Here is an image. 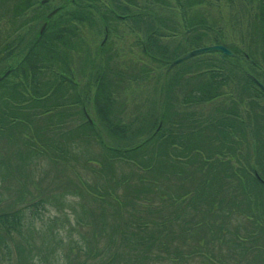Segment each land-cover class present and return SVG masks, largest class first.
Wrapping results in <instances>:
<instances>
[{"label":"trees","instance_id":"trees-1","mask_svg":"<svg viewBox=\"0 0 264 264\" xmlns=\"http://www.w3.org/2000/svg\"><path fill=\"white\" fill-rule=\"evenodd\" d=\"M42 1L0 0L5 29L0 30V66L17 57L12 65L0 69L4 92L0 94V182L5 184L0 188L10 193L14 186V202L21 205L1 207L4 198L0 193V249L14 254L17 264H46L50 253H56L50 230L58 224L53 220L44 230L37 229L32 226L33 214L40 216L47 205L61 208L58 201L68 194L83 198L80 193L86 191L96 206H70L74 220L70 228L85 232L70 248L77 254L70 253L73 259L66 256L67 264H141L142 260L220 264L217 258L221 256L223 264H264V92L256 85V81L264 85V0H257L242 48L221 41L222 37L196 35L198 29H208L204 14L196 10L204 1L177 0L187 32L193 33L185 40L186 46L207 40L210 45H224L233 54L204 55L199 70L185 81L189 89L183 104L231 96L236 75L241 76L242 96L236 97L239 102L231 101L229 110L215 109V116L201 114L198 119L191 114L184 122L173 123L167 135L164 127L173 109L169 99L165 96L157 105L158 115L153 108L148 115L134 117L143 128L131 129L133 122L124 125L117 118L119 110L108 80L112 56L105 49L106 41L94 54L86 39L78 41V26L92 28L95 14L108 33L107 14L99 16L96 9L94 13L92 0H64L50 11L46 6L52 0ZM125 1L109 0L114 10H108L112 15L108 17L116 19V10L129 11ZM29 14V19L39 20L37 25L41 20L40 26L47 22L41 35L32 33L31 20L26 26L24 19ZM139 22L147 26L141 50L149 60L168 68L181 57L177 52L182 45L170 49L159 36L162 28L174 27L162 19L156 24L153 16L146 23ZM80 53L83 67L78 71L95 87L91 104L108 135L117 140L116 146L102 142L94 133V122L85 116L89 101L81 99L69 73ZM252 66L256 67L253 71ZM153 71L134 67L126 70V77L148 82ZM178 79L186 77L178 74L166 83L181 85ZM77 115L82 118L78 123ZM142 131H148L146 138L135 142ZM91 144L101 145L99 156ZM80 145L87 147L80 149ZM82 161L87 168L91 163L102 165L89 170L94 184L77 169ZM125 167L129 170L123 173ZM70 177L75 186L69 185ZM58 178H64L67 193L59 190ZM29 209L31 215L26 213ZM36 236L43 238L44 252L36 245ZM102 242H107L106 247Z\"/></svg>","mask_w":264,"mask_h":264},{"label":"rangeland","instance_id":"rangeland-1","mask_svg":"<svg viewBox=\"0 0 264 264\" xmlns=\"http://www.w3.org/2000/svg\"><path fill=\"white\" fill-rule=\"evenodd\" d=\"M63 1L64 0H52V2L46 6L47 11L52 10L53 8L61 4ZM203 1L204 3L196 7V10L201 11L204 14L205 21L207 22L204 26H208V29L203 30L200 28L198 29L200 31L195 34L196 35L203 34L204 36L207 35L208 39H211L213 37H217V38L222 37L221 41H226L228 44L232 46L236 45L237 47L239 46L242 48L241 40L247 39L248 37L247 28L252 24L250 23V20H251V16L254 15L255 12L254 7H256L257 5V0H203ZM86 2H89V0H86ZM127 2H130L131 4H128ZM125 3L129 7L128 8L126 6L129 9V11L126 12L127 14L126 13L122 14L117 10L114 11L115 13L113 17H115L117 19L116 20L114 18L108 17V16H112L110 12L108 14V10L111 8H112L111 10H114L113 4L111 6V2H109V0H92L90 4L93 7L94 13H96L94 10L96 9L98 10L99 16L102 13L107 14L105 16L107 17L106 23L109 26L108 33L107 31L105 32L102 21L96 14H95L96 17L95 24L93 25L92 28L85 29V27L81 25L78 26V31H77L78 41H80V39H86L93 54L97 49V47L99 46V44L101 42L106 41L105 49L108 50L109 55L112 56L109 62V67H110L109 70L111 71V77L108 78V80L110 81V85L114 90V98H115L117 110H119V113L117 114V118H120L121 122L124 125L128 126L129 123L133 122L131 129L143 128L142 127L143 125L140 126V122H134L135 120L134 117L138 114L148 115L153 112V108L154 111L156 112V115H158L159 108H157V105L161 104L165 96H166L165 100L169 99V102L173 107V109H170V115L172 116L171 120L164 127L165 135L168 134L167 131L174 129L173 123H177V122L182 123L184 122V119L188 118L189 115L191 114H197L198 119H201V117H199V115L201 114L205 116H209V115L215 116L214 113L215 109L219 111L229 110L231 109L230 105L232 100L239 102L237 98L242 96V92H241V84H238V81L240 80L241 76L236 75L233 77L231 81L232 89H230L229 91L232 94L231 96L223 95L210 102L208 101L202 104H195L193 102L188 104H183L182 99L184 98V96L186 95L189 89L188 84H185V81H187L188 78H190L191 76L195 75V73L199 70L200 67L199 62L204 60L205 56L200 55L190 58L189 60H186L182 64L180 63L179 65L174 66L168 71L166 67L159 66L158 64L152 62L142 53L141 44L147 39V34H145L147 26L146 25L143 26L142 23L140 22L137 23V21H142L146 23L147 17L153 16L154 22L156 24H158V21L162 19L164 24L169 25L170 27H174L175 30H171V29L168 30L162 28V30H160L159 36L162 37L161 41L164 44L168 45L170 49L182 45V49H179L177 52L179 55H181V57L184 56L187 52H190L197 48L210 46L209 41L204 40L199 44L193 45L191 47L186 46V44L184 43L185 40H187L189 37H192L193 33L192 30L187 32L188 29L183 23V18L181 17L182 16L181 9L177 4V0H126ZM125 3H120V4H125ZM70 6L71 4L68 5V7ZM193 8L194 7L192 6L191 7L192 11ZM154 15H156L157 17H154ZM30 16L31 14H29L28 17L24 19L26 22V26L29 25V23L27 22L31 20L29 19ZM135 16H137L138 18L136 19ZM38 21L39 20L30 21V25L34 29L32 33H37L39 31L38 34H40L42 28V26L40 25L42 20L37 25ZM3 22L0 21V30L1 29L5 30L2 26ZM35 24L36 27H34ZM156 24H154V27H156ZM86 27L88 28V26ZM256 35H259V32L256 33ZM184 52L186 53L183 55ZM216 54L219 53H214V55ZM250 54L252 56V59L254 60L257 59L256 55H254L253 50L250 51ZM80 58H83L82 53L78 55L77 63L71 64L70 72H69L72 73L73 75V83L76 85V92L78 94L79 93L82 94L81 95L82 100L85 99L89 101L86 111L89 118L95 124L94 133H96V136L97 137L99 136L101 141L104 142L106 145L116 146L115 144L117 143V140L113 138L111 135H108V132L96 117L95 109L91 104L92 102L91 99L95 91V87L93 86V84L90 86L89 80L87 81L86 77L83 78L82 72L78 71V69H81L83 67V63ZM13 60H17V57H13L7 62H2L0 69H3L5 66H8L10 64L12 65L14 63ZM134 67H136L137 69H139L140 67L153 69L154 71L151 81L146 82V80L141 81L137 79L136 82H134L135 80L131 78V75L126 77V70L133 69ZM245 67L249 70V66H245ZM255 68H256L255 66H252L251 70L253 71V69ZM240 69L241 66L239 67V69H237V71L240 72ZM115 72H119L118 73L119 75L115 74ZM178 74L184 75L186 79L185 80L178 79V81L180 80L181 85H177L175 83L173 85H170L169 84L170 81ZM69 77L71 76L69 75ZM167 80L169 81V83H166ZM3 93H4L3 90L0 89V94L3 95ZM252 93L254 95L257 94V90L254 87L252 89ZM84 94L85 97L83 96ZM69 95H71V92L69 93ZM261 105H264V101H261ZM75 118L77 119L76 123L82 120L80 115H77ZM147 133L148 131H142L134 139V141L137 142L145 139ZM91 137L90 139H92ZM119 144L123 145L124 143L119 142ZM86 147L87 146L80 145L79 148L85 149ZM89 147H92V149L96 152V156H99L98 153L101 151L100 149L101 145L91 144V146ZM175 149L179 151L180 148L176 147ZM81 160L82 159L79 158V161ZM231 162H232L231 163L232 166L236 168L237 164L234 162V159ZM84 164L85 162L82 161L78 165L77 169L81 171V175L83 177L89 179L88 180L89 184H94L93 179L90 177L91 172L89 170L92 168L93 169L101 168L102 165L99 163L96 164L91 163L88 164V167L91 166L92 168L91 167L87 168L84 167ZM126 170H129V168L125 167L123 173H126ZM61 178H58L60 185L58 188L62 192L67 193L68 185L65 181H63L64 178L63 179ZM68 182L70 183L69 185L71 187L74 185L71 177ZM2 185L5 186V184L2 183L1 181L0 186ZM82 187H85V185H83ZM11 189L12 191L8 193L7 191H4L2 188H0V193L3 195L4 198L1 207L8 208L9 206L13 207L14 205V208L16 207L19 208L21 205H17L15 204L16 202H14V197H15L14 186H12ZM97 189H99V187H97ZM80 194L82 195L83 198L77 195L74 196L68 194L67 197L58 201L57 206L61 207L62 205L61 208H57L55 205H47L45 211L40 216L38 213L36 215L33 214L34 217L32 218V221L34 222L32 223V226L37 229L44 230L45 226L48 225L53 220H56L58 224L55 227H53L52 230H50L53 232V235L55 236V241H51V244L54 245V247L56 248V253L54 252L55 253L54 256H53L54 253H50L51 259L48 260L50 262L48 263L47 261L46 264H67L68 259L66 258V256L69 259H73L74 256H71L70 253L72 255L73 253L74 255L77 254L76 249H74L72 253V250H70V248L72 247V245H75V242H78L80 240V237L82 236V233L85 232V230H80L78 228L75 229L70 228L73 225L69 226V224L71 223L74 224L70 206H74L76 203L77 206L80 205V203L83 204L85 208H87L88 206L91 207L96 206L94 201L90 197H87L86 191L85 193H80ZM32 212L33 210L29 209L27 210L26 213L27 215H31ZM64 218H65V223H64ZM59 222H62L64 226L59 225ZM94 235L95 234H93L92 237ZM41 239L37 237L36 245L41 248V252H44V249L41 246V242H43ZM102 243H104L106 247L107 242H102ZM100 246L102 245L100 244ZM59 254L61 255L60 257ZM42 256L44 255L42 254ZM221 257L220 258L218 257L217 261L220 264H223V260L219 261ZM37 259H41V258L38 257L36 258V260ZM89 262H92V260H90ZM142 263L158 264L156 260H142ZM0 264H17L15 255L14 254L7 255L6 252L0 249ZM70 264H75V262L70 261Z\"/></svg>","mask_w":264,"mask_h":264},{"label":"water","instance_id":"water-1","mask_svg":"<svg viewBox=\"0 0 264 264\" xmlns=\"http://www.w3.org/2000/svg\"><path fill=\"white\" fill-rule=\"evenodd\" d=\"M46 2H47L46 0L42 1V3H46ZM58 10H59V8L56 9V10H54V11H52L47 16L46 19L47 20L50 19L55 13L58 12ZM46 25H47V22H45L42 25L40 34H42V31H44V28L46 27ZM215 52L220 53V54L225 55V56H233V54L225 46H223V45H212V46H208V47H202V48H198V49L192 50V51L186 53L184 56L175 59L170 64L169 69H171L174 66L179 65L180 63H182V62H184L186 60H189L190 58H193L195 56H199V55H202V54H208V53H215ZM256 84L264 92V86L260 82H258V81H256Z\"/></svg>","mask_w":264,"mask_h":264}]
</instances>
